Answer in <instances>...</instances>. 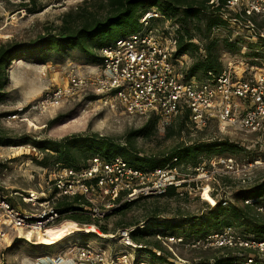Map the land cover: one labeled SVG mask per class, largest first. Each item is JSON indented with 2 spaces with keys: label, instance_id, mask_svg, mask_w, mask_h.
I'll return each instance as SVG.
<instances>
[{
  "label": "rangeland",
  "instance_id": "1",
  "mask_svg": "<svg viewBox=\"0 0 264 264\" xmlns=\"http://www.w3.org/2000/svg\"><path fill=\"white\" fill-rule=\"evenodd\" d=\"M84 1L0 0V44L7 41L20 43L37 41L40 44L46 39V33L62 22V17L67 11L77 8ZM161 17L162 15L154 18L151 23L152 27L163 32L168 20H158ZM263 18L258 17V21L261 22ZM246 29L240 30L247 32ZM160 35L165 40V35L163 33ZM246 51L241 55L224 53L222 58L225 66L236 63L238 74L244 76L252 72L253 68L264 67V63L247 58ZM97 55L101 58V50L98 49ZM185 58H183L185 64L191 61L189 56ZM100 62L102 60L95 61L77 48L55 54L45 46V43L31 52L17 53L8 69L10 81L6 87L5 98L0 100V134L4 138L15 140L13 144H0V194L7 195L17 206L30 210L38 207L24 200L32 191L38 193L45 190L47 194L41 196L53 199V204L56 200L55 195H52L53 188L47 183V169H43L35 159L41 156V152L32 143H23L25 138H61L71 133L99 132L122 140L128 130L141 126L150 116L129 114L119 103L115 101L105 103L97 94H93L94 97H88L91 94H81L45 111L33 108V104L47 88L65 84L70 70L75 69L81 74L93 75L98 72ZM57 116H60V121L55 125H49V120ZM166 125H168L167 121L160 122L156 135L138 140L141 154L154 155L168 151L181 140L190 142L195 138L212 139L217 136H230L248 152L254 155L264 154V143L256 133L222 128L220 124L211 122L204 130L189 123L181 134L166 137ZM245 155L246 153H240L238 157H233L242 163L246 161L242 158ZM224 158L225 156L209 159L205 156L204 161L200 163L204 166L203 169L198 171L196 169L194 172L191 167L186 169L183 164H175L180 175L188 178L184 188L180 189L181 194L140 198L131 209L112 214L110 218L102 220V223L109 227V233L103 232L97 226L99 231L90 230L88 228L94 224L86 226L77 220L79 227L74 233L53 244L39 242L40 234L45 232L40 234L32 232L29 239L30 232H27V229H23V237H17L16 232L13 231L10 241L0 244V264H37L39 257L45 254L50 257L64 254L66 258H70L77 250L76 246L84 242L95 248L101 245L107 257L115 258L120 264H135L134 260L136 262L137 259L145 264H156L148 257V253L136 250L132 245L131 247L121 234L125 226L136 229L145 225L143 228L145 238L153 241L160 238L166 241L165 244L173 251L175 255L170 256L169 260L177 264H194L204 256L215 254L214 249H195L191 247L190 240L186 243L174 242L163 235H151V231L148 230L153 227L157 232H161L165 229V222H173L174 226L183 230L182 232L191 231L192 226L199 223L188 221V218L209 216L212 209L210 206H214L219 200H227L228 204L234 202L241 197L237 196L238 190L250 188L264 178L263 164L234 173L227 170ZM51 167L53 166H48L49 169ZM154 209L159 211L158 221L151 220ZM70 219L72 218L62 216L52 226L60 225ZM149 222L150 226L147 225ZM196 228L197 226L194 229ZM93 232L96 234L92 235Z\"/></svg>",
  "mask_w": 264,
  "mask_h": 264
},
{
  "label": "built area",
  "instance_id": "2",
  "mask_svg": "<svg viewBox=\"0 0 264 264\" xmlns=\"http://www.w3.org/2000/svg\"><path fill=\"white\" fill-rule=\"evenodd\" d=\"M228 6L241 15L244 9L249 13L264 15V0H228ZM160 15L156 7L147 11L141 19V30L120 36L102 48V62L96 74L85 75L75 69L70 70L65 84L47 88L33 108L45 111L81 94H97L105 103H119L129 114L147 116L154 113L163 123L188 109L190 120L198 129L216 122L222 128L256 133L264 143V67L253 68L252 72L244 76L238 74L235 63L226 66L220 74L209 71L203 80L187 78L181 68L185 64L183 58L187 55H174L179 25L168 20L165 30L160 32L151 23ZM226 17L232 23L247 28L248 34L254 39L264 38V30L259 29L251 19L241 20L229 14ZM245 28L241 27V30ZM216 30L222 32L220 27ZM241 30L239 33H243ZM160 33L165 35V40ZM177 160L175 157L163 167L149 169L136 167L120 155L110 159L96 155L79 168L57 164L49 170L43 169H47V183L53 188L54 197L80 195L88 202L87 212L103 218L125 201L163 195L172 186L183 189L188 178L180 175L174 164ZM224 163L229 172L235 173L264 165V158L257 157L240 163L235 157L228 156L224 158ZM203 167L200 164L196 169L198 171ZM28 194L24 200L38 206L34 210L23 209L7 195L0 194V244L10 241L13 231L17 237H23V229L30 233L46 232L63 216L55 201L52 203L53 199L41 196L47 194L45 190ZM227 203V200L223 201V204ZM257 208L264 213V204ZM121 234L133 247L142 246L133 241L129 228H124ZM166 238L183 242V237ZM190 245L195 248H248L253 251L237 264H264V238L259 239L235 226H227L221 231L196 238ZM76 249L70 258L64 254L55 257L41 255L37 264H120L115 258L109 259L101 245L95 248L84 242L77 245Z\"/></svg>",
  "mask_w": 264,
  "mask_h": 264
},
{
  "label": "trees",
  "instance_id": "3",
  "mask_svg": "<svg viewBox=\"0 0 264 264\" xmlns=\"http://www.w3.org/2000/svg\"><path fill=\"white\" fill-rule=\"evenodd\" d=\"M154 7L162 15L158 20H169L179 25L176 32L177 49L174 55L179 57L186 54L191 58L190 62L181 67L187 78L196 77L203 80L209 71L220 74L226 68L222 57L227 52L241 55L243 49H246L247 58L264 63V38L254 39L248 32L239 33L242 26L239 23H232L226 14L240 17L241 20L251 19L261 30H264V18L260 22L258 17H264V15L256 12L249 13L245 9L241 15L228 6V0H85L77 8L67 11L62 17V22L53 26L46 33V39L40 44L37 41L31 43L7 41L0 44V100L5 98L6 87L10 81L8 69L20 51L31 52L45 43V46L55 54L77 48L95 61L102 60V55L101 58L97 55L98 49L102 50L120 36L141 30L142 17ZM217 27H220L222 32H218ZM88 97H94V95ZM59 119L60 116H57L49 120V125L57 124ZM172 119L166 125V137L181 134L189 123L193 125L188 109L182 110ZM159 124L160 117L153 113L141 126L128 130L122 140L99 132H82L67 134L61 138L29 137L25 138L23 143H32L41 152V156L35 159L43 168L55 167L57 164L79 168L96 155L108 159L120 155L136 167L149 169L163 167L177 157L178 160L174 164H183L186 169L191 167L194 172L196 167L204 161L205 156L210 159L221 156L236 157L240 153H246L242 158L248 162L257 157L264 158V154L254 155L248 152L230 136H217L212 139L195 138L190 142L181 140L168 151L154 155L141 154L138 149V140L156 135ZM14 141L13 138H4L0 134V144H13ZM180 194L181 191L172 186L161 196H179ZM238 195L241 197L229 204H223V200H219L214 206L208 204L212 208L209 216L188 218V221L199 223L193 225L191 231L182 232L183 230L174 226L173 222H165L163 232H157L153 227L148 231H151V235L183 237V242L186 243L187 240L192 242L198 237L221 231L227 226H235L241 231L252 233L259 239L264 238V213L257 208L258 205L264 204L262 203L264 178L250 188L238 190ZM140 198H147V196ZM140 198L123 202L111 214L103 218L94 217L87 212L89 211L88 202L80 195L56 197L55 205L63 216L81 223L94 224L103 232L109 233V227L102 223V220L110 218L112 214L131 209ZM248 200L252 201L247 202ZM158 216L159 211L154 209L152 217L150 216L151 220L158 221ZM150 222L147 225L150 226ZM195 226H197L196 229H194ZM144 227L136 229L130 226L124 227L130 229L133 240L142 244L136 247V250L148 253V257L156 264L165 262L177 264L169 260L170 256L175 254L164 240L157 238L153 241L143 236L145 235ZM169 228L172 229L166 230ZM93 234L96 233L93 232ZM199 248L214 249L215 254L204 256L194 264H237L245 255L253 251L248 248L237 249L228 246ZM139 263L137 259L136 264Z\"/></svg>",
  "mask_w": 264,
  "mask_h": 264
},
{
  "label": "bare ground",
  "instance_id": "4",
  "mask_svg": "<svg viewBox=\"0 0 264 264\" xmlns=\"http://www.w3.org/2000/svg\"><path fill=\"white\" fill-rule=\"evenodd\" d=\"M78 227H79V224L74 219L64 221V222H62V224L57 225V226H50L44 234H42V233L40 234V241L39 242L45 243V244H53V243L59 242L66 235L68 236L69 234L70 235L73 234L75 229ZM88 229L99 231L97 229L96 225H92L91 228H88ZM77 230L80 231L83 229H77ZM28 237L29 238L31 237V233L28 234Z\"/></svg>",
  "mask_w": 264,
  "mask_h": 264
},
{
  "label": "crops",
  "instance_id": "5",
  "mask_svg": "<svg viewBox=\"0 0 264 264\" xmlns=\"http://www.w3.org/2000/svg\"><path fill=\"white\" fill-rule=\"evenodd\" d=\"M262 203H264V201H263ZM69 235H70V234H69ZM69 235H68V236H69ZM66 236H67V235H66ZM66 236H65V237H66ZM45 255H46V254H45ZM58 255H59V254H58ZM43 256H44V255H43ZM56 256H57V254H56Z\"/></svg>",
  "mask_w": 264,
  "mask_h": 264
}]
</instances>
